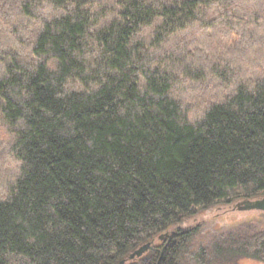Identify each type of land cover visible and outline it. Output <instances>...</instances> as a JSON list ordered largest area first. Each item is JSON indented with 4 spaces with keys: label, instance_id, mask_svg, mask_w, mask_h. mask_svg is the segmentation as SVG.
Masks as SVG:
<instances>
[{
    "label": "trees",
    "instance_id": "16d2710c",
    "mask_svg": "<svg viewBox=\"0 0 264 264\" xmlns=\"http://www.w3.org/2000/svg\"><path fill=\"white\" fill-rule=\"evenodd\" d=\"M259 197L264 0H0V264L264 263L181 227Z\"/></svg>",
    "mask_w": 264,
    "mask_h": 264
},
{
    "label": "rangeland",
    "instance_id": "374dc122",
    "mask_svg": "<svg viewBox=\"0 0 264 264\" xmlns=\"http://www.w3.org/2000/svg\"><path fill=\"white\" fill-rule=\"evenodd\" d=\"M181 227L182 229L191 228L195 230L193 237L194 244L205 245L209 244L214 238L232 230H254L263 228L264 212L247 209L243 201H237L228 205H217L199 211L186 220ZM237 264L264 263L244 258L239 260Z\"/></svg>",
    "mask_w": 264,
    "mask_h": 264
},
{
    "label": "water",
    "instance_id": "95a60500",
    "mask_svg": "<svg viewBox=\"0 0 264 264\" xmlns=\"http://www.w3.org/2000/svg\"><path fill=\"white\" fill-rule=\"evenodd\" d=\"M245 204V208L247 209H254V210H259V211H263L264 212V197L261 198H256L253 200H247L244 202ZM173 233V232H172ZM163 237H167V243L170 241L171 238V233H164L162 235ZM162 236H160V239L162 238ZM151 242H148L142 246H140L138 249H136L135 251H133L130 255H129V259H133L135 257H140L141 255H143L147 250L151 249ZM124 260L120 261L118 264H123Z\"/></svg>",
    "mask_w": 264,
    "mask_h": 264
},
{
    "label": "flooded vegetation",
    "instance_id": "af4514ba",
    "mask_svg": "<svg viewBox=\"0 0 264 264\" xmlns=\"http://www.w3.org/2000/svg\"><path fill=\"white\" fill-rule=\"evenodd\" d=\"M164 239H166V238H164V237L162 236V238H161L160 240H161V241H164ZM166 241H167V240H166ZM151 246H152V248L149 249V250H147L144 254H146V253H148V252H154V253L157 252L158 247H157L153 242H151ZM144 254H143V255H144ZM143 255H141V256H143ZM141 256H140V257H135V258H133L132 260L139 259V258H141Z\"/></svg>",
    "mask_w": 264,
    "mask_h": 264
}]
</instances>
